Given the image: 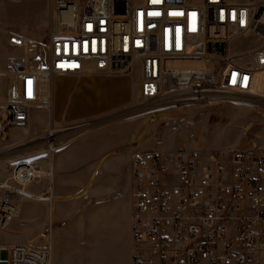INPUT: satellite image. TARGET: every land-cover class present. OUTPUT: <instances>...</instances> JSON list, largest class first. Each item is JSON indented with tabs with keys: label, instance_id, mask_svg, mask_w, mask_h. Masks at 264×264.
Returning a JSON list of instances; mask_svg holds the SVG:
<instances>
[{
	"label": "built area",
	"instance_id": "1",
	"mask_svg": "<svg viewBox=\"0 0 264 264\" xmlns=\"http://www.w3.org/2000/svg\"><path fill=\"white\" fill-rule=\"evenodd\" d=\"M49 17L45 45L8 35L15 52L0 68V137L27 127L32 108H53L57 76L136 71L148 113L264 102L256 89L264 72V0H51ZM73 128L83 134L92 123ZM63 129L45 132L36 152L52 156L68 143L58 135ZM133 146L131 264H264V147ZM49 175L53 182L52 169ZM14 178L37 180V167L21 161ZM24 198L52 195L0 179V230ZM1 248L9 264H52L51 244Z\"/></svg>",
	"mask_w": 264,
	"mask_h": 264
},
{
	"label": "rangeland",
	"instance_id": "2",
	"mask_svg": "<svg viewBox=\"0 0 264 264\" xmlns=\"http://www.w3.org/2000/svg\"><path fill=\"white\" fill-rule=\"evenodd\" d=\"M50 8L51 0H0V68L7 67L8 57L15 52L8 48L9 34H23L46 44ZM252 45L250 42L242 44L244 48ZM260 83L264 87V77ZM259 94L264 101V92ZM147 107L139 96V73L136 71L121 75L57 76L53 108H45L48 120H39L37 124L39 128L44 122H53L51 128H67L58 132L64 143L105 131L108 138L122 139V147L116 150L120 170L116 181L121 187V196L115 212L110 214L122 224L126 225L133 202L129 164L134 143L153 149L192 147L195 139L200 137L206 150L264 147V102H234L221 108L216 106L215 111L211 109L216 108L214 106L186 105L148 113L143 111ZM82 122H91L92 128L80 134L73 127ZM30 127L28 130L31 131ZM25 128L20 129L27 133ZM44 139L45 136L38 138V149ZM108 171L110 174L114 168H108ZM110 182L114 183L115 179L111 178ZM104 197H92L89 201L93 203Z\"/></svg>",
	"mask_w": 264,
	"mask_h": 264
},
{
	"label": "crops",
	"instance_id": "3",
	"mask_svg": "<svg viewBox=\"0 0 264 264\" xmlns=\"http://www.w3.org/2000/svg\"><path fill=\"white\" fill-rule=\"evenodd\" d=\"M263 77L264 72L258 74L259 92H264L260 83ZM48 117L44 107L36 106L30 112L31 131L29 126L25 128L27 133L11 128L0 137L4 138L0 140V179L23 185L36 196L52 195L50 201L22 200L19 214L6 230H0V264L10 262V252L1 246L15 244L35 248L51 244L52 264H131L133 202L126 225L110 217L121 196L116 181L120 177L116 150L122 147V139L108 138L106 131L96 132L71 140L52 156L38 154L40 134L54 124L44 122L39 128L37 124ZM42 148L43 145L39 149ZM33 151L34 156H26ZM21 161L37 167V180L23 184L14 178V169ZM108 168L114 171L109 174ZM111 178L115 179L114 183L110 182ZM101 196L104 199L89 201Z\"/></svg>",
	"mask_w": 264,
	"mask_h": 264
},
{
	"label": "bare ground",
	"instance_id": "4",
	"mask_svg": "<svg viewBox=\"0 0 264 264\" xmlns=\"http://www.w3.org/2000/svg\"><path fill=\"white\" fill-rule=\"evenodd\" d=\"M190 62H176L174 63L175 65H178V66H181V65H186V64H189ZM194 146H199L203 149H207L205 144H204V141L202 138L198 137L195 139V141L192 143ZM185 145V144H184ZM181 146V145H180ZM192 146V147H194Z\"/></svg>",
	"mask_w": 264,
	"mask_h": 264
}]
</instances>
